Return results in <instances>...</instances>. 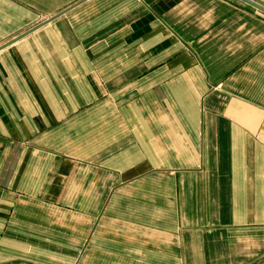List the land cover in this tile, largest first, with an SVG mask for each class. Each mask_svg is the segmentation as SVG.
Here are the masks:
<instances>
[{
    "label": "crops",
    "instance_id": "0c3cea01",
    "mask_svg": "<svg viewBox=\"0 0 264 264\" xmlns=\"http://www.w3.org/2000/svg\"><path fill=\"white\" fill-rule=\"evenodd\" d=\"M257 10L0 0V264H264Z\"/></svg>",
    "mask_w": 264,
    "mask_h": 264
},
{
    "label": "water",
    "instance_id": "95a60500",
    "mask_svg": "<svg viewBox=\"0 0 264 264\" xmlns=\"http://www.w3.org/2000/svg\"><path fill=\"white\" fill-rule=\"evenodd\" d=\"M243 1H245L246 3H248L252 6H254L255 8L264 12V4L263 3H261L257 0H243Z\"/></svg>",
    "mask_w": 264,
    "mask_h": 264
},
{
    "label": "rangeland",
    "instance_id": "374dc122",
    "mask_svg": "<svg viewBox=\"0 0 264 264\" xmlns=\"http://www.w3.org/2000/svg\"><path fill=\"white\" fill-rule=\"evenodd\" d=\"M257 1H259V2H261V3H263L264 4V0H257ZM258 12H261V11H259V9L257 10ZM263 12V11H262Z\"/></svg>",
    "mask_w": 264,
    "mask_h": 264
}]
</instances>
